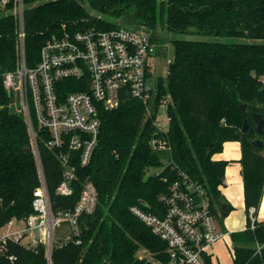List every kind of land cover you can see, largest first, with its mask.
I'll use <instances>...</instances> for the list:
<instances>
[{"label": "trees", "instance_id": "16d2710c", "mask_svg": "<svg viewBox=\"0 0 264 264\" xmlns=\"http://www.w3.org/2000/svg\"><path fill=\"white\" fill-rule=\"evenodd\" d=\"M25 55L28 65L38 60L43 42L62 24L78 30L91 26L109 28L132 15L138 24L163 26L172 34L232 37L236 41L173 37V56L160 92L170 96L168 138L171 153L149 145L153 127L142 123L140 101L127 99L120 107L104 111L90 161L76 164L73 191L55 193L61 166L55 151L38 139L49 192L55 208H72L85 179L97 191L94 211L80 216V243L70 240L54 247L53 264H153L136 252L146 249L161 263L168 262L165 243L130 211V206L155 212L162 208L158 194L167 189L161 177H175L181 170L201 182L212 211L223 209L220 186L224 159H213L226 141L240 144L241 176L246 214L245 227L230 233L233 264H264V136L254 131L253 114L264 118V0H25ZM35 2H38L35 4ZM112 18L114 20H110ZM152 37V36H151ZM153 39V37H152ZM15 22L0 16V99L9 97L3 73L16 66ZM159 96L156 100L158 101ZM245 104V110L241 105ZM246 120L247 129L243 130ZM260 139L261 147L253 144ZM165 159L176 166L159 174ZM38 184L23 116L5 106L0 109V219L32 212L33 189ZM254 207V227L249 209ZM262 245V246H261ZM258 246H261L257 250ZM14 264H45L44 247L11 248ZM207 264L210 260L207 257Z\"/></svg>", "mask_w": 264, "mask_h": 264}, {"label": "built area", "instance_id": "2783aa9c", "mask_svg": "<svg viewBox=\"0 0 264 264\" xmlns=\"http://www.w3.org/2000/svg\"><path fill=\"white\" fill-rule=\"evenodd\" d=\"M27 7L25 0H0V11L11 15L15 22L17 55L15 68L2 76L9 99H0V109L7 106L22 114L38 184L33 189L32 212L0 219V264H14V245L28 249L42 246L45 264H53L54 247L70 240L80 243V216L92 213L96 207L97 191L88 178L72 208L53 206L38 139L55 151L61 166L55 193L64 196L73 191L76 164L85 166L90 161L102 113L120 107L129 98L141 102L142 123L149 121L153 127L150 147L166 154L172 150L168 103L156 100V84L152 82L158 79L154 75L157 56L156 43L149 33L121 22L109 28L91 26L78 30L62 24L40 46L36 63L28 65L24 29ZM170 61H166V71ZM168 166L170 170L176 168L171 159H165L159 168H149L148 172L157 175ZM175 174L174 178L161 177L167 184V189L157 196L162 208L150 212L132 205L130 211L165 243L169 259L161 264H207L209 248L225 236L217 223L219 209L212 211L210 197L201 182L181 170ZM253 212L251 207V228L256 220ZM64 223L68 224L69 233L61 229L57 234Z\"/></svg>", "mask_w": 264, "mask_h": 264}, {"label": "rangeland", "instance_id": "374dc122", "mask_svg": "<svg viewBox=\"0 0 264 264\" xmlns=\"http://www.w3.org/2000/svg\"><path fill=\"white\" fill-rule=\"evenodd\" d=\"M38 2H35V4ZM4 14V11H0V16H2ZM126 20L122 19L121 24L128 26L130 28H134L137 30H142L144 32L149 33L152 37L153 40L156 43V61H155V72L154 75L155 77H158V79L154 78L152 80L153 83H155L156 85H154L156 87V91H157V96H159L160 100H164L166 103H168V101L170 100V96L169 95H165L162 94L160 92V84L159 81L162 80L163 83H165V79H166V61L167 59H172L173 56V51H172V44L170 39L173 37H191L192 35L188 32L185 35H181V34H172L166 31V29L157 24L154 28H149L146 27L145 25H140L138 24V21L136 20V18L132 15H127ZM110 20H114L112 18H109ZM193 38H204V39H208V40H220V41H225V42H230V41H236L237 39L232 38V37H227V36H222V37H216V36H192ZM160 79V80H159ZM157 81V82H156ZM156 169H153L152 171H155ZM38 177V176H37ZM237 206V205H236ZM240 205L238 204V207L236 208L235 211H233L230 215L232 222L230 224H228L227 222V218L224 220V223L226 222V226L228 229H233V230H238V228L244 224L245 221V215L243 213V211L240 209L239 207ZM13 217V216H12ZM225 218V217H224ZM221 216H219L217 218V223L221 224ZM64 230L67 234L69 233L70 229L68 224L64 223L61 225V227L58 229L57 234L59 232V230ZM229 251L228 249H224L222 253H218L219 258L223 261H227L229 263H231V259L229 257L230 256V252L228 254ZM136 255L139 258H145L151 262H153V264H161L158 260H156L155 258L152 257V255L144 248L140 247V249L136 252Z\"/></svg>", "mask_w": 264, "mask_h": 264}, {"label": "crops", "instance_id": "0c3cea01", "mask_svg": "<svg viewBox=\"0 0 264 264\" xmlns=\"http://www.w3.org/2000/svg\"><path fill=\"white\" fill-rule=\"evenodd\" d=\"M241 157V150L240 144L238 141H226L223 143L222 150L213 154V159H224L228 160L229 163L225 167L224 172V183L220 186V193L222 196V200L224 202L223 209L227 212L226 215H222L220 209L219 216H221V224L220 228L225 231V236L223 239L217 241L216 243L212 244L209 248V260L210 264H233V244L230 237V233L233 231H239L244 229L245 222H246V214H245V207H244V199H243V183H242V176H241V164L239 159ZM240 205V209L243 211L245 215L244 224H242L238 230L228 229L226 226V222L224 220L227 218L228 224L232 222L231 217L229 215L236 210ZM237 205V206H236ZM225 217V218H224ZM224 249H228L230 252L229 257L231 259V263L227 261H223L222 258L220 259L218 253H222ZM221 255V254H220Z\"/></svg>", "mask_w": 264, "mask_h": 264}, {"label": "water", "instance_id": "95a60500", "mask_svg": "<svg viewBox=\"0 0 264 264\" xmlns=\"http://www.w3.org/2000/svg\"><path fill=\"white\" fill-rule=\"evenodd\" d=\"M119 23V22H117ZM245 104L241 105V109L245 110ZM253 120L255 122L254 131L258 133L260 136H264V118L259 113L253 114ZM247 129V123L246 120L243 122V130L245 131ZM253 144L257 147H261L263 145L262 141L260 139L253 140Z\"/></svg>", "mask_w": 264, "mask_h": 264}]
</instances>
